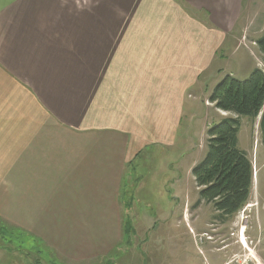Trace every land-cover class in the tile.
Instances as JSON below:
<instances>
[{"label":"crops","instance_id":"0c3cea01","mask_svg":"<svg viewBox=\"0 0 264 264\" xmlns=\"http://www.w3.org/2000/svg\"><path fill=\"white\" fill-rule=\"evenodd\" d=\"M243 2L0 0L4 222L66 264L121 254L128 164L140 145L174 141L201 76H237L219 70ZM262 196L253 170L254 226Z\"/></svg>","mask_w":264,"mask_h":264},{"label":"rangeland","instance_id":"374dc122","mask_svg":"<svg viewBox=\"0 0 264 264\" xmlns=\"http://www.w3.org/2000/svg\"><path fill=\"white\" fill-rule=\"evenodd\" d=\"M264 29V0H244L229 45L237 44L227 69L238 79L255 64L264 68L262 54L255 44ZM233 50V48H232ZM222 63V62H221ZM252 69V70H253ZM251 70V71H252ZM218 73V71H214ZM224 73V72H223ZM220 75V74H219ZM217 80L201 76L197 85L186 93L187 110L172 143L142 144L129 162L121 200L124 220L120 242L121 254L96 260L98 264H219L234 246V253L244 249L234 243L241 223H246L245 236L264 264V225H253L254 208L243 213L246 205L221 221V213L212 203H197L199 194L191 168L202 160L207 150V129L220 121L222 113L209 104L210 91ZM207 89V90H206ZM259 117L241 118L239 147L247 151L253 163L255 189L264 212V147L260 142ZM253 144V145H252ZM252 204L251 202H248ZM0 208V264H66L55 256L39 236L8 226ZM227 229V232H225ZM233 243V244H232ZM119 252V253H120ZM230 258V254L225 257Z\"/></svg>","mask_w":264,"mask_h":264},{"label":"trees","instance_id":"16d2710c","mask_svg":"<svg viewBox=\"0 0 264 264\" xmlns=\"http://www.w3.org/2000/svg\"><path fill=\"white\" fill-rule=\"evenodd\" d=\"M255 44L264 65V29ZM208 100L229 115L207 129L206 153L191 168V174L199 194L197 203H212L221 215L230 216L247 203L253 176L252 161L238 146L242 117H259L260 142L264 147V69L254 68L245 79L224 75L212 88Z\"/></svg>","mask_w":264,"mask_h":264},{"label":"built area","instance_id":"2783aa9c","mask_svg":"<svg viewBox=\"0 0 264 264\" xmlns=\"http://www.w3.org/2000/svg\"><path fill=\"white\" fill-rule=\"evenodd\" d=\"M245 205L246 207L243 209L241 214V221L248 217L247 215L243 214L245 210L250 209L252 207V204L250 203H246ZM245 230L246 223L243 222L240 224L237 233V238L234 240V243H238V245L242 247V249H244V253L242 255L237 256V254L233 252L232 254H230V258L224 261L222 264H262L259 257L256 255L254 248L250 246V242L245 236Z\"/></svg>","mask_w":264,"mask_h":264}]
</instances>
